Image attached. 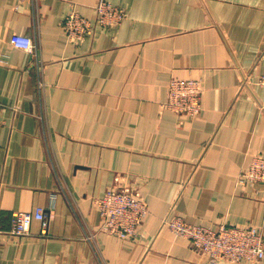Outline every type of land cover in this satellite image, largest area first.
Returning a JSON list of instances; mask_svg holds the SVG:
<instances>
[{"label":"crops","instance_id":"0c3cea01","mask_svg":"<svg viewBox=\"0 0 264 264\" xmlns=\"http://www.w3.org/2000/svg\"><path fill=\"white\" fill-rule=\"evenodd\" d=\"M99 1L0 0V264H212L173 217L264 238V185L238 182L264 154V0H108L127 18L69 42L66 15ZM173 78L201 82L198 115L163 108ZM112 187L148 205L133 238L98 229ZM36 208L48 234H12Z\"/></svg>","mask_w":264,"mask_h":264},{"label":"built area","instance_id":"2783aa9c","mask_svg":"<svg viewBox=\"0 0 264 264\" xmlns=\"http://www.w3.org/2000/svg\"><path fill=\"white\" fill-rule=\"evenodd\" d=\"M95 11L96 18L92 22L72 7L62 23L69 42L79 44L93 34L95 25L114 27L120 25L128 15L124 8L115 6L108 0H100ZM12 44L27 52L35 48L33 40L24 35L14 36ZM258 84L264 89V74L259 77ZM202 93L200 81L173 78L168 84V99L163 108L194 117L201 112ZM262 104L264 108V101ZM238 182L249 186L264 185V154L256 153L251 156L248 165L242 169ZM93 204L100 216L98 229L126 239L138 234V227L149 212L146 201L128 188L112 187L103 196L94 198ZM34 219L41 222L42 233L48 234L50 219L43 208H36L33 214L15 212L11 233L28 235ZM169 227L175 236L188 239L191 246L202 252L212 264L242 261L260 263L264 258V238L256 226L221 225L213 228L190 224L181 217H173L169 220Z\"/></svg>","mask_w":264,"mask_h":264}]
</instances>
